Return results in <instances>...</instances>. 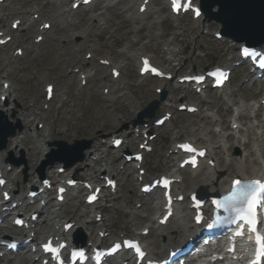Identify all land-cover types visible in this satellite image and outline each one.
Wrapping results in <instances>:
<instances>
[{
    "label": "rangeland",
    "instance_id": "obj_1",
    "mask_svg": "<svg viewBox=\"0 0 264 264\" xmlns=\"http://www.w3.org/2000/svg\"><path fill=\"white\" fill-rule=\"evenodd\" d=\"M32 1L34 0H8L4 4L0 5V10H3L4 15H6L7 17V20L4 22V24H0V29L8 31V25L12 20L11 18L15 17L16 15L21 16L20 13L30 11L32 7L36 6L35 3L32 4ZM48 1L49 0H36L37 5L39 4V6H43L46 16L51 9L50 6L47 5V3H49ZM155 4L162 6V1L155 0ZM97 13V11L93 13L91 12V10L87 9L80 10L77 14L76 19H74V30L79 32L83 29H86V27H84L85 24L89 23L90 17ZM132 14L133 10L130 9L129 1L110 11H106L101 16L103 24L100 27L92 25L90 39L87 42L81 44L83 47L81 45L74 47L77 43L73 40L71 44H67L68 46L60 47L58 44H56V40L61 35V31L58 28H55L54 31H50L49 37L46 38L45 41L38 46L36 52L26 54L24 59L16 62L13 66L7 65L5 67V63L3 62L4 58L7 55L11 54V45H13V43H11L8 47L0 48V73L4 76L7 75L8 80L12 82L16 90L15 94L20 97V107H26L30 102L36 103L38 106L36 109H39L36 111L41 114L46 123L44 125V129L38 132V140H41L46 130L50 129L51 142L54 140H63L71 143L72 139H85L90 140L92 146L94 144L93 139L96 136H108L110 133L116 131L112 128L111 125L105 127L104 131L103 129H101L100 131L99 129H97V123L100 122V117L97 114V110L101 106H107V102L100 94V88L105 83L104 81L98 78V81L92 83V85H90L89 87L80 89L78 78H76L74 81H71L70 78H65L64 80H58L57 82H54L53 79L59 78V76H65L66 74V70L64 67L65 57H62L61 55H63V52L68 48H77L76 50L78 51V56L83 59L84 53L89 50L90 46H93L96 49L94 54L95 57H109L111 61H113V63L122 62L126 64L129 62L127 58L124 57L121 53L124 51L125 45H127L128 41L137 40L136 45H141V47H148V55L152 57L156 55V57L160 58L161 61H164L165 57L161 53V51L158 49H154V46L150 43H147L146 39L144 38V36H146V34L148 33L147 29L145 28H147V24H149L151 20H147L146 25L144 26V28H142L139 35H137L136 31L141 29V26L132 19ZM177 24V28L181 29V31L188 29V33L184 34V40H182V44L186 42L187 49H185V52L183 54L177 56V59L188 60L186 64H184L185 66L184 68H182L180 73H187L189 62H193L195 58L197 59L196 68L199 72H201V70H203V68L205 67L220 65L226 66L230 62V59L236 56V46H233L228 41L218 42L214 40L212 34L216 31L217 27L212 25L204 26V30L207 31L208 34L200 36L202 34V30L200 28H197L190 18L185 17L180 20V22H177ZM157 27L156 28L159 29L162 33L163 40H168L169 38L174 37V34L178 32V29H172L169 20L164 19V17L159 20V25ZM26 28L27 26H23V29L21 31H18L14 34V42L23 39L27 35ZM100 33L102 34L100 35ZM108 37L110 38L108 39ZM131 63L132 69L127 75V82L134 89H132L133 93L130 96L134 97V99H138L139 102L142 103L143 108H145L150 101L155 99L153 92V86L155 83L150 79L139 78L137 76L136 65L132 60ZM173 65H175L174 62H172L170 67H172ZM44 75L48 77L47 82L49 81L53 83L57 91L54 101L48 105V110L46 112H42L43 99L41 97V77ZM244 81L245 77H243L241 80H238L237 84L229 87V90L233 91L236 94V100L241 101L243 99L248 102L252 100H258L256 103H260L262 87H260L259 85L254 87H251L250 85H244ZM241 83L242 86L239 85ZM116 86L118 87V84H116ZM66 94H68V98ZM121 94L122 93L118 92L117 96L120 97ZM215 95H217V93L209 92L208 101L211 102V100H214ZM180 97L182 96H178V98ZM62 98L68 99V107L64 106L60 110ZM118 102L119 104L125 106L126 120L123 121L124 125H128L130 127V121L136 119V115L132 114L133 110L130 108V102L125 101L122 98H120ZM187 102L199 104L200 110L202 112H211V114L213 115H215L216 111L220 108V115L222 116L221 121L226 119L227 125H230L232 113H225L224 109L227 108V105L225 103L210 107L202 104L198 98L193 100L190 97L188 98ZM69 110L74 111V115H71L69 113ZM167 110V108H162L161 110H158L157 114L159 115ZM9 115H14L13 118L10 119L13 123L15 121V117L16 119H19L17 118V116L19 115L17 111H15L14 114L9 113L8 116ZM193 117L194 116L176 114V127L178 129L186 130L187 127L194 121ZM71 118L73 119L74 125L69 126L67 124V119L70 120ZM104 121L108 122V120L105 118ZM243 123H246V121H243ZM88 126H91V129H89L88 133H86L84 129ZM210 128L218 130V127ZM161 132L162 136L168 135L169 140L172 139V131L170 132L168 129L164 128L163 130H161ZM188 133L189 134L185 136V139H195L196 141L197 139H199L198 136H195L193 133ZM21 137H26L30 141V145H27L26 147L15 148V141L19 140L17 137H15L14 139H12L11 143L8 144L6 152H4L3 156H5V159H8L9 153H12L13 159L15 161H18L20 159L19 152L23 151L25 165H20L19 182L28 183L32 178V174H34L36 172V169L41 165L40 156L39 154H35L31 157L27 155L29 149L36 145L33 140H30L29 132H27V130H24ZM170 144L171 141L167 142L159 137V139L156 141V151L167 150L170 147ZM234 150L235 149H232L230 151L232 155H234ZM113 157L118 158L119 155L113 152ZM118 164L115 165V168H118ZM83 166L84 164L79 167L76 166V171L80 172ZM245 166L247 167V165ZM145 167L148 171V175L150 176H154L157 173L163 172L165 169L164 165H162L161 163L158 153L148 156V158L145 160ZM24 171H26L25 175ZM53 171H55V169H53ZM47 172L46 175L48 174ZM128 176L129 173L127 172L123 175L121 181L122 187H119L118 197L122 199L126 198L127 208L133 212H136L135 202L137 204V199L135 198L131 201L129 197L132 195V193L137 194V188L136 186L134 189L130 187L131 183L129 182ZM183 176L184 178L189 177V173L185 172L183 173ZM151 199L152 197L148 198V201L150 202ZM152 214V212L148 211V209L145 208L144 212H139L140 217L138 218L140 220H143V222H141V224H137V220H132L128 215H126V218L128 219L127 220L125 217H123V215L115 214L114 212L110 211L108 212V219L106 223L111 227H115L121 222L129 221L128 231L139 233L142 228L149 225L148 220L152 217ZM86 219L88 220V217H86ZM86 219L84 218L79 223V226L82 227L84 233L86 234V236H88L89 231L86 230L88 224ZM111 222H114L115 224H111ZM172 226H174L173 220L169 223L167 229L171 228ZM157 241V237L152 234L151 237L145 240V243L149 247V249H152V247H154V243ZM19 262V260L9 262L5 257L0 258V264H18Z\"/></svg>",
    "mask_w": 264,
    "mask_h": 264
},
{
    "label": "bare ground",
    "instance_id": "obj_2",
    "mask_svg": "<svg viewBox=\"0 0 264 264\" xmlns=\"http://www.w3.org/2000/svg\"><path fill=\"white\" fill-rule=\"evenodd\" d=\"M66 1L67 0H58L59 4L56 5L55 13L50 18V21L53 22V24H59V25L67 26V27H69V25L72 24L71 23L72 22V14L70 12H68L65 8ZM39 12H40V10L35 8L34 12L31 15L39 13ZM3 16H4V14H2V11L0 10V20H3ZM23 16L27 17V21L29 23V26L27 28V32H28L31 30V27L35 23V21H32L29 19L28 13H25ZM134 16H135V17H133L134 19L143 21V16L139 15L137 12L134 14ZM200 19H201V17L198 20H200ZM100 21L101 20L99 19V21H97V24H99ZM155 24H157V18H155L154 21L149 24V28L151 29L153 27V25H155ZM103 30H105V29H103ZM184 32H186V31H184ZM139 33H140V31H136V34H139ZM101 34L102 33H100V35ZM72 35H79V36L83 37L84 33H71V36ZM160 38H161V36L156 32L151 33L148 36V39L155 44H158ZM174 41L179 42L180 39L177 36H174L172 41H170V42L167 41L164 43V47L167 48V51L173 57L175 56L173 50H175V48H176L172 43ZM136 42H137V40L128 41V43L126 45V49L123 53L126 57H132L133 59H135L136 57H139V58L143 57L141 55L142 49L134 50V46H135ZM32 47L33 46H31L30 48H32ZM90 51L95 52V49L93 47H91ZM76 52H77L76 49L68 48L67 50H65L63 52V55H61L62 57L67 58L66 59L67 60V62H66L67 68L71 71V73L75 69H79L80 74H84V72H81V71H83V69L86 65H89L92 72L84 74V75H86V78H87V85L86 86H88V84H90L96 77H98L100 75L104 76L103 78L105 81L108 80L107 74H106V68L100 67V66L94 64L91 61L92 59L88 62L80 59L77 56ZM102 60H104V59H102ZM112 69H118L122 74L120 79H122V82L125 81L123 79L126 78V75L128 74V71H129L128 66L122 65V64L117 65V67L113 66L109 69V74L111 73ZM70 76L72 79L74 78L73 75H70ZM110 78H111V74H110ZM42 80L45 82L47 80V77L43 76ZM4 82H7V80H4L3 83ZM107 84H109V85L105 88H108L109 92H108V96L106 97V99L108 100V102L111 103V105L108 107L107 106H104V107L101 106L98 109V114L104 115L105 119H107L108 118L107 116H109V118H108L109 121L107 123L108 124L111 123V126H114V128L117 129L118 127H120V125L123 124L121 117L123 116V119L126 120V114H125L126 109H125L124 105H120L117 102L116 92L119 91V89H117L111 81ZM105 88H103V89H105ZM132 89H134V88L129 86L128 84L124 85L122 87V90L124 92L121 95V97L125 100L130 99L128 96L130 93H132ZM1 90H2V86H1ZM4 94H7L8 98H11V97L13 98V101H15V103L13 105V110L19 111L18 108L20 107V102H19L18 97L16 95H14L13 87L9 86L6 91L0 92V96L4 95ZM66 95L68 96V94H66ZM221 95L227 99H229V97L231 98V96H232L227 91L221 92ZM134 101H136V102H134ZM62 103L64 106H66L68 102L62 100ZM0 104H1V101H0ZM233 105L237 107V112H236V116L234 117L233 123L231 125L237 124V121H241L243 119L248 118V124L246 125L245 129H240L238 127L234 131L231 130L230 132H226V134H221V132H220L219 133L220 136L216 137V140L214 143H211L209 138H208V135L216 136V134L214 132L209 131L208 129H206L205 127H202L201 125H197V126L192 127L193 129L196 128V130L199 131L200 138L205 142V145L202 146V148H206L207 157H206L205 162L203 163V166L201 169L191 172V175L189 178V180H190L189 183L186 184L185 187H182L179 189V194H182V192L186 191V190H188L189 193L193 192L195 190H204L207 193H213L215 191H219L221 188H223L225 185H227V183L233 178L242 177L245 175L264 176V160H263V158H264V112L263 113L261 112L258 115H253L252 117H250V116H248L249 113H247V112L251 111L252 109L254 112H258L260 108L257 109L254 106L244 107V106H241L237 102H233ZM130 108L133 109V114H136V112L143 109V106L138 100L131 99L130 100ZM25 112L26 113L22 114V116H21V118L24 120V122H26L25 125H30V127H31L32 123L36 119H38V118L42 119L37 113H34L33 111H31L29 109L25 110ZM69 113H71V115H74V112L72 110H70ZM120 114H123V115L120 116ZM104 118H100L101 123H99L97 125L98 128H100V129H104L105 127H107V123L104 121ZM110 118L112 119V121L110 120ZM197 119H199L200 121H204L205 119H213V118H212V116L200 113V114H198ZM168 126H170V124ZM171 127H172V125H171ZM89 129H91V126L86 127L84 130L86 131V133H88ZM224 131H226V129L222 128V132H224ZM184 133H185V131H183V130H179V131L174 130V133H173L174 134V142H173L172 147L181 140L180 138L184 135ZM228 140H229L230 145L228 144ZM41 143H42L41 144L42 149L40 150L39 155L43 156L45 153L48 152L49 147L47 146L48 142H47L46 138L43 139L41 141ZM15 144L17 147L19 145L26 147L29 144V141L26 138H24ZM100 146L101 145H97V147H96L97 152H95L93 154V156L99 155ZM232 146H238V148L240 147L239 148L240 149L239 150L240 151L239 156L232 157L230 155L229 147L231 148ZM242 146L244 147L243 150H241ZM30 151H32L30 154H31V156H33L35 154V152H38L39 150L37 147H32L30 149ZM98 158L101 161L104 160V158L102 157V154H100V156ZM164 158H165V160H167L165 156H164ZM209 160H212L215 162L214 167H211L208 165ZM92 162H95L94 166H97V164H98L97 161L93 160ZM245 163L251 164V167L248 170H246L244 167ZM257 163L260 164L259 167H253L252 166V165H257ZM2 164H3V162L0 160V165H2ZM103 172L107 175H112V174L114 175V172L106 164V162L104 165ZM103 172L101 174H103ZM202 172H204V174H202ZM131 178L133 179L132 175H131ZM143 179L147 180V175H145L143 177ZM9 182L12 183L13 190H15V192L17 191L14 195V198L19 199L20 194L18 193V190L20 189V185H19L17 177L11 178L9 180ZM79 195H80L79 191H74L70 195V199L76 200L79 198ZM131 197L134 198V195L132 194ZM14 201H15V199L12 200L7 205L10 206L11 203ZM23 203L24 202H22V204ZM150 205H153V203ZM162 207L163 206L157 202L152 206V210L156 214L157 211L162 209ZM108 208H110V206L99 207L97 210H95L96 211L95 215L101 214V216H102L101 224H99V225H96L94 223L89 224L90 238L91 239L93 238L95 228L99 229L98 232L100 231V232H105V233L109 234V236L106 239L101 240L102 243H107L109 241H113V240L117 239L119 236L118 234L124 233L123 231L125 230V224L121 225L120 227H117L115 230L117 231L118 234L116 235L117 238H115L113 230H109L107 228V226L104 224L103 217L106 214ZM114 208L123 212V205L120 201H118L117 198H115V205L111 206V209H114ZM16 209L9 212V214H12L14 211H16ZM52 215L53 216H51V218L55 222L65 219L63 214L59 213L58 211L53 212ZM2 216H3V214L0 215V218H2ZM73 217L75 218V220H71V221H75V226H77V223L79 221L78 215L74 214ZM134 217H136V216L134 215ZM94 218H95V216H94ZM173 218H174V226H172L171 228H168L166 230L161 228V227H158L156 224V221L150 222L152 224V226L150 228H152V230L157 235H159L161 238H163V244L160 243V245H159V247H161V249L166 250L167 248L171 247L176 242L177 238H182V236L185 233H189L191 230V224H190L189 218H188V208H183V207L179 206L176 209V212H175V215ZM46 227H47V225L44 221H41L38 223V229H42V228H46ZM53 232H55V231H53ZM3 235H5L4 232H2L0 230V236H3ZM244 249L245 248L242 247V250H244ZM19 259H21V258H19ZM124 261H127V260H124ZM208 261H209V259H208ZM21 263L22 264H33V262L31 263V262H27V261H22Z\"/></svg>",
    "mask_w": 264,
    "mask_h": 264
},
{
    "label": "water",
    "instance_id": "obj_3",
    "mask_svg": "<svg viewBox=\"0 0 264 264\" xmlns=\"http://www.w3.org/2000/svg\"><path fill=\"white\" fill-rule=\"evenodd\" d=\"M214 5L219 9L216 14L210 11ZM201 6L222 24V32L232 39L249 45L264 40V0H201Z\"/></svg>",
    "mask_w": 264,
    "mask_h": 264
},
{
    "label": "snow or ice",
    "instance_id": "obj_4",
    "mask_svg": "<svg viewBox=\"0 0 264 264\" xmlns=\"http://www.w3.org/2000/svg\"><path fill=\"white\" fill-rule=\"evenodd\" d=\"M172 7L173 11H177L180 8L179 0H172ZM197 15H199L198 12ZM243 53L247 55L248 49H243ZM145 70H147V68ZM152 71H155V69H152ZM0 183H2V181H0ZM260 188L261 185L259 181H252L247 184H242L241 181L237 180L233 183V192L225 198V200L229 203H239L242 205L239 218L244 220L249 225V230L253 233H256V221L254 219L253 210L258 202V192ZM241 234V232L237 233V235ZM255 243L257 245L255 259L251 261V264H261V260L264 259V236L256 233ZM45 250L53 252L57 251L56 249L52 248L50 244L45 246Z\"/></svg>",
    "mask_w": 264,
    "mask_h": 264
}]
</instances>
